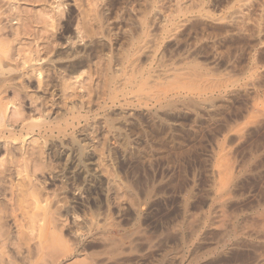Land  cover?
I'll use <instances>...</instances> for the list:
<instances>
[{
  "label": "rangeland",
  "instance_id": "1",
  "mask_svg": "<svg viewBox=\"0 0 264 264\" xmlns=\"http://www.w3.org/2000/svg\"><path fill=\"white\" fill-rule=\"evenodd\" d=\"M25 1H19L23 18L36 22L40 36L48 39L50 47L55 50L59 48L58 51H61L60 49L63 51L67 45L76 48L75 50L85 47L81 45L82 41L76 38L75 24L80 17L82 18L83 11L81 0H66L67 6L63 11L61 8L55 9L57 0ZM177 4L185 11H183L184 16L183 12L180 13L182 18L180 23L178 22L180 27L177 29V44L174 45L171 37H166L165 45L163 44L165 52L162 68L167 75L165 80L155 81L156 83L153 82L150 85L148 83L142 87L134 86L126 92L121 74L117 81L108 87L105 84L107 77H104L106 75L103 73L104 68L100 70L104 67L106 55H109L105 54L108 50H103L98 56L99 53L88 52V46L84 49L89 54L91 52L93 56L90 55L94 57V61L89 63L90 66L92 65L90 69L88 65L82 69H88L89 72L93 70L92 68L96 69L94 74H92L93 71L91 72V75L88 70L85 72L82 69L78 70V72L82 70V74L84 72L79 77V84L84 82L83 84L88 85L87 88L86 85L82 86L83 84L80 86L86 89H82L78 85V79L74 77L78 72L74 73L75 75L71 73L73 76H70V72H64L65 74L60 75L61 78L57 73V78L60 80L52 79H55V84L61 83L65 78L63 76L68 74L64 80L72 86L67 91L70 92V96L72 93L79 95V97L67 95L74 105L71 115L68 116L71 125L64 135L55 134V142L59 144L56 145V154L52 159L53 162L51 161L52 164L55 162L52 167L57 165L58 169L60 166L59 171H61L65 166L63 163L65 152L76 144H88L89 151H84L83 155L87 172L83 175L82 171L80 172V166L76 165L73 169L71 163L76 164L73 160L76 155L74 151L71 154L72 161L67 165L68 168L72 166L73 170H69L70 168L66 166L67 169L63 170L64 175L58 177L62 180L56 178L55 182H58L48 183L45 180V169L41 171V173L45 171V174L40 173L46 163V157L43 156L46 152L43 149L45 154H42V149L39 148L41 151L38 149L39 152H36L33 163L36 165L35 169H40H38V175L36 173V178L38 184L44 179L43 187H41L42 184L37 185L36 179L33 183L41 188L35 187L41 190L39 196L48 194L47 196L50 195L49 198L53 199L59 194L63 202L68 199V205L71 201L74 210L72 212L78 216L96 209L97 213H102L103 218L106 211L108 217L114 214L111 219L119 223L123 230H132V233L139 237L138 239L147 238L146 241L149 240V243L143 240L144 246L140 243L142 239L139 240L140 242H135L140 243L142 247L137 246L138 244L136 247L134 245L135 249L138 247L139 250L136 249L133 261L128 264H264V0H166L162 5L163 8L158 11L159 16L169 18L176 15ZM184 19L191 21H183ZM116 21V24H119L120 21ZM229 21H232L233 25L237 24L234 29L241 30L239 32L242 35L233 28L225 26ZM18 24L16 20L11 22L13 26ZM33 25L35 26V23ZM123 26L120 25L119 28ZM119 28L114 30L116 32H112V56L126 47V40L119 38L121 37ZM155 31L151 32L152 35H157ZM169 34L170 32L167 36ZM85 39L83 42L88 41V38ZM66 41H68L67 44ZM114 45L117 46L114 47ZM99 57L100 59L103 57L102 61H104L102 62ZM93 63L98 64V67H94L96 65ZM180 69L183 71H178ZM98 72L105 75H101L102 78L97 76L100 79H96V74L100 76ZM195 72L205 77L201 75L200 77ZM51 76L53 77L52 74ZM85 78L86 82L87 79L89 82L86 83ZM73 79H75L74 82ZM101 79L105 80H103L104 83ZM195 80L197 86H195ZM43 81L40 83L42 88L39 91L35 89L38 81L34 80L28 86L24 85V87L27 86L25 91L27 90L28 95L32 97L40 96L42 100L49 99L50 93L44 90L48 89L47 80L44 81L47 85ZM192 81L194 82L191 83ZM202 81L206 83L202 85ZM118 82L121 85L116 84ZM58 83L54 93L61 89L60 87L67 86V82H63L64 86H59L62 83ZM160 83H162L161 87ZM155 85L162 91L164 88L163 92L168 101L162 112L165 117L162 123L154 116L155 114L152 116L150 114V110H155L152 106L155 101L150 95L157 90ZM117 87L119 88L116 89ZM62 91L56 93V97L60 96L57 99L58 105L61 100V95L58 96V94L59 92L62 94ZM147 96L152 99L148 100ZM258 121L261 123L259 124ZM92 124L94 127H90ZM257 125L262 126L259 128ZM123 141L126 142L123 143ZM40 143L38 145L42 146ZM69 143L72 145L67 146ZM59 162H61L60 165ZM54 167L53 172L56 173L58 170L55 171L56 167ZM66 175H70V178L68 179ZM86 175L87 181L82 183V177ZM80 177L82 181L78 179ZM78 185L83 186L84 189L78 192L75 198H79L78 195H80L81 200H79L82 202L85 200V203L76 206L77 204L73 203V194L77 193L74 191ZM108 186H114V191L117 190V193H113L111 190L113 188L109 189ZM53 190L58 194H55ZM128 191L132 194L127 193ZM115 194L119 196L115 197ZM63 196H67L66 200ZM67 202L64 204L66 205ZM58 205L61 207L60 204ZM107 207L112 210H106ZM28 208H26L27 211H30V207ZM61 213L63 214L62 210ZM59 219L63 221L59 223ZM59 219L56 225L60 228H56L57 233H55L58 234L59 229L66 227L65 231L64 229L61 231L63 241L69 240L71 244L72 240L68 233L70 225L69 222L67 223L69 218L63 216ZM138 229L143 232L138 233ZM133 230L138 231L133 232ZM117 233L112 234H116L118 238L116 236L114 238L111 234L116 242L119 236L120 240L123 238L122 232ZM65 242L63 244L57 242L59 247L54 244L56 247L53 252H56V249L58 252L61 249L64 250V247L67 248L68 242L67 244ZM145 243L148 245L145 246ZM71 247L72 244L68 246V249ZM89 250L87 253H92L95 257L101 251L97 248H89ZM147 250H150V253ZM143 255L149 256L145 259ZM139 259L145 261L142 263L141 260L138 261ZM81 260L84 261L82 256L78 258L75 256L67 261L63 260L60 264H75L76 261ZM88 261L83 263L88 264Z\"/></svg>",
  "mask_w": 264,
  "mask_h": 264
},
{
  "label": "bare ground",
  "instance_id": "2",
  "mask_svg": "<svg viewBox=\"0 0 264 264\" xmlns=\"http://www.w3.org/2000/svg\"><path fill=\"white\" fill-rule=\"evenodd\" d=\"M19 1H21V0H0V264H60V262H63V260L67 261L71 258H75V256H76V258H78L79 256H82V258H84V261H86V263H87V260H89L88 264H128L130 261H133V257L135 256V251H136V249H138V247L135 249L136 244H138V242L137 243H135V242L142 239V242H140L141 240L139 242L141 243V245L144 246L143 240H144V242H148V243H149V240L146 241L147 238L144 239L145 237L144 238L140 237V239H138L139 237H137V235L135 236L132 233V230L131 231L123 230L121 228V226L118 225L119 223L117 224V222L115 223L113 221L114 219L113 220L111 219V217H113L114 214L113 215L110 214L111 216L108 217V215H106L107 214L106 211H105L106 214H104L103 218L101 216L102 213L101 214L97 213V211H95L96 209L95 210H89V213H85L83 216H81V215L78 216V214L77 215L74 214L73 213L74 210H73V207L71 205L72 204L71 201H69L70 204L68 205V202H67L68 199L67 200L65 199V198H67V196L66 197L63 196L64 199L66 200L63 202V200L60 198L61 196L57 193L59 191L58 188H57V192H55L54 191L55 189L52 188V189H54L53 192H55V194L56 193L58 194L56 196L52 195V196H54L53 199L49 198L51 196L49 195V197H48L47 196L48 194L46 195V193H45L46 196H39V194L41 195V190H39L41 188H39L38 186H39V184H42L41 187H43L44 179H42L43 180L42 183L40 182L38 184V180L36 178V173L39 172L38 171L39 168L35 169L36 165H34V163H33V161L35 160L34 156L36 155V152L38 151L39 148L42 149V154L44 152H46V154L44 153L45 155H43L46 157L45 166L43 169H41V170L39 169V170L41 173V171H43L45 169V171H46V172L44 171L46 173V175H45L46 179L45 180H47L48 183L49 182L50 183L55 182L56 178L64 175L63 170H65L64 168H66V166L71 163V161H72L71 160V158H72L71 154L74 151H75L74 154L76 153V155H75V159H73V160H75L76 164L73 165L71 163V165L73 166V169H74L75 165L77 167L80 166V169H81L80 172L82 171L83 175L86 174L87 168H85L86 162L84 163L85 160H84L83 155H84V151H86V150L89 151L88 150L89 148L87 149V146H89L88 144H86V145L85 144H76L75 146H71L72 144L69 143V145H67V146H71V148L67 152H65V150H64V152H65L64 161L65 162H63V163H65V166L62 164L64 166V168L62 167L63 169L61 168L62 170L59 171L60 166L57 169V167H56L57 165H56L55 171L58 170L56 173H58V172L59 173L57 175L56 173L53 172L54 166L52 167V165L55 162L52 164V162H53L52 159L56 154L55 153V150L57 148L56 145L59 144V143L56 144V142H55V139H54L55 134L64 135V133H66L67 128L71 125L68 116L71 115L70 113L74 108L73 103L68 98L70 96V94H69L70 92H68V91L71 88L70 86H72V85L69 86V84H68L69 82L64 80L65 78H67L68 74L63 76L65 78L63 79V77H62V79H63V82H67V86L69 88L66 85L64 86L62 81H61L62 84L60 82L58 83L57 79L61 78L60 75H63L67 72H70V74L71 73L76 74L78 72V70L82 69L84 66L88 65L89 66L88 69H90L92 67V65L90 66L89 63H91L92 60L94 61V59H93L94 57L92 58L93 55L91 54V52H90V54L92 56L89 53H87L86 49H84L85 47L87 48V46H88L89 47V48H87L88 52L93 51L94 52V53L92 52L93 54L99 53L98 56L101 55L103 50H106V49L108 50L107 51L108 53H105V54H109V55H106L107 59L105 60L106 62L103 63L104 67H102V69H100L102 71L104 68L103 73H105L106 75L105 74H103V75H105L104 77H107V78H106V81L104 79L103 80L105 81L106 86L108 85V87H110L113 83H115L121 74L123 76V78L121 80H123L122 82L124 83L123 85L125 87L126 92H128L130 90V88H132L134 86L136 87V86L141 85V87H142V85H147L148 83L150 85V83H153L155 81L165 80L167 75H165V71L162 68L163 64H164L163 58H164V52H165V50L163 49V44L165 45L164 41H165L166 37H171L172 38L171 41H173L174 45L177 44V37H178L177 29H179V27H180L179 26L180 24H178V22L181 21L180 18H182V17H180V13L185 11V9H182L183 7L181 8V6H179L177 4L176 5L177 8H176L175 12L176 13L178 12V13L177 14L175 13L176 15H174V16L166 18V16L164 17L163 15L159 16L160 13L158 12L161 8H163L162 5L166 0H81L82 6H83V11L81 13L82 18L80 17L79 20H77V23L75 24L76 29H77V34H76L77 37L76 38L79 41L81 40L82 41V42L80 41L81 45L85 46V47L82 48L81 50H79L78 48H77L78 50H75L76 48L74 49L71 47V45L70 46L67 45L66 46L67 48H65L63 51H62V49H60L61 51H58L59 48H58V50L57 49L55 50L53 47H50V45H49L50 42H48V39L46 37L42 38V36H40V33H39L40 30L38 28H36V27H38V26H36L37 25L36 22L30 21L27 18L26 19L23 18L22 14L20 12V8H19ZM26 1L30 2V1H35V0H26ZM66 6H67L66 0H64V1L63 0H57V5H56L55 9L58 8V10H59L61 8L62 9L61 11H63L66 9ZM182 15L184 16V12ZM14 20H16V22H19V24L16 26L11 25V22ZM116 20H118V22L120 21L119 24L118 23L116 24V22H117ZM185 20H187V19H184L183 21H185ZM187 21H191V20L188 19ZM33 23H35V26L33 25ZM120 23H123V24H120ZM235 24L233 25L232 21L231 22L229 21L228 23H226L225 26L226 27L228 26V28L230 27V28L234 29ZM45 25H46V23H45ZM120 25H124L123 28H121L122 30L119 28ZM53 27H54V25H53ZM118 28L120 29V33H119L120 35L119 36H121V37H119V36L118 37L126 40V47H124L119 52H117L116 55L112 56L111 55V53H112V50H111L112 43L111 42L113 40V39H111V37L113 35L112 32H116L114 30H117ZM125 28H127V29H125ZM152 28L157 31V33L155 31V33L157 35H154V34L152 35V33L154 32V30ZM35 29H37V30H35ZM233 29H232V32H233ZM238 29H239V27H238ZM234 30H236V29H234ZM236 31H238L237 33L240 34L239 31H241V30H236ZM41 32H42V30H41ZM169 32H170V34L167 36V34ZM240 35H242V34H240ZM115 36H117V35H115ZM115 36H114V38L116 39ZM234 36H236L235 33H234ZM85 38H88V41L83 42V40ZM116 41L118 42L120 40H116ZM116 41H115V44H116ZM67 43H68V41H66V44ZM72 45H74V44H72ZM115 46H117V45H114V47ZM115 50L117 51V49H115ZM98 56L96 55V58H98ZM102 58L100 59V57H99V59L101 61H102ZM99 59H97L98 62H99ZM94 65H96L94 67H98L97 66L98 64H94ZM99 65H100V63H99ZM44 67H45V69H43ZM88 69H86V70H88ZM92 69H93L92 74H94L95 73L94 70L96 68L95 69L92 68ZM60 70L63 73L62 72L59 73ZM82 70H81V72L79 71L80 73L78 72L77 75L74 74L75 79L76 80L78 79L77 82H78L79 86H80V84L84 83L83 82V83L79 84V80H80L79 77L82 74ZM86 70L84 68L83 71L85 72ZM100 70L97 69V71H99V72H100ZM176 70H174V72H176ZM181 70L182 69H180L178 71L181 72ZM184 70H186V69H184ZM49 72H50V75H49ZM84 72H83V74H84ZM88 72H89V70H88ZM91 72H89L90 75H91ZM57 73L59 76L57 75ZM189 73H191V72L189 71ZM195 73L198 76L201 75V74L200 75L198 74V73H200L199 71H198V73L197 72H195ZM201 73H203V72H201ZM51 74L53 75V77L51 76ZM73 74H71L70 76H73ZM86 74H87V72H86ZM86 74H85V76H86ZM183 74H184V72H183ZM187 74H188V71H187ZM191 74H194V72H192ZM203 74H205V73H203ZM87 75H89V74H87ZM101 75H102V72H101L100 76L96 74V79L98 77L102 78L103 75L102 76ZM188 75H190V74H188ZM196 75H194V77ZM57 76L59 78H57ZM198 76H196V77H198ZM201 76H203V75H201ZM87 77L93 78V77H89V76H87ZM174 77H176V76H174ZM203 77H205V75ZM43 78H44L45 82L47 80L46 83L48 85L45 84V82L43 81ZM53 78H56V80H57L56 82L58 84H61L59 86H64L63 88L60 87L61 89L58 90V91H60V90L62 91V89H63L62 94H60L61 92H59V94H58V96L61 95L60 99L62 100L61 104H60V102H61V100H60L59 105H58L57 99H59L60 96L56 97V93L58 91L54 93V91L57 89L56 88L57 83L55 84V82H54L55 79L52 80ZM75 79H73V82ZM98 79H100V78H98ZM202 79L203 78H201V80ZM33 80L35 82L38 81L37 86L35 87V89L37 91H39V89L42 88V87H40V83H42V81L45 85L48 86V89H44V90H48V92L50 93L49 94L50 96L48 97L49 99H47L48 101L46 99H44L45 101L42 100L40 98V96L37 97L35 95L36 97H32L31 95H28L29 93H27L28 92L27 90H26L27 92L25 91V87H27L30 84V82ZM103 80H102V83H104ZM181 80H183V79H181ZM184 80H186V79L184 78ZM84 81L86 82V78ZM87 82H89L88 79H87ZM193 82L194 81H192L191 83H193ZM204 82L202 81V85ZM90 83H91V81H90ZM195 83H196L195 86H197L196 80H195ZM25 84H27V86L24 87ZM70 84H74V83H70ZM75 84H77L76 81H75ZM116 84H120V83L118 82ZM84 85H86V84H83L82 86H84ZM120 85H119V87L121 88ZM161 85H162V83H160V87H161ZM47 86H45V87H47ZM87 86L88 85H86L85 87L87 88ZM156 86L157 85H155V87ZM85 87H83V88H85ZM119 87H117L116 89H118ZM158 88H157V90L152 92V94H150V95H152V98L155 101L154 102L155 104L154 103H153L154 105L152 104L153 109H155V110H153V111L150 110V114H151V116H152V114L153 115L155 114L154 116H156V118L159 119L158 121H160L162 123L165 121V117H164L162 112H164L168 101H166L167 97L165 95V92H163L164 88H163V91L160 88L158 90ZM67 89H68V91H67ZM152 89H154V88H152ZM144 90H147V89H144ZM129 94H131V93H129ZM67 95H69V96H67ZM72 95H73V97L74 96L79 97V95H75V93H72ZM142 96H144V95L142 94ZM139 97H140V95H139ZM144 98H145V96H144ZM147 98H148V96H147ZM149 98H148V100H149ZM152 98H150V99H152ZM79 99H81V98H79ZM130 99H132V98H130ZM123 100H124V97H123ZM78 104H76V105H78ZM77 108H78V106H77ZM75 109H76V107H75ZM146 112L148 114L147 110H146ZM126 114H127V112H126ZM115 117H117V116H115ZM119 117H120V115H119ZM134 120H133V122H134ZM103 121H104V119H103ZM99 122H100V120H99ZM122 122H124V121H122ZM258 123L260 124L261 122L258 121ZM89 124H91V123H89ZM127 124L130 125V123H127ZM92 126L94 127V124H92L90 127H92ZM255 126H256V124H255ZM261 126H258V127L260 128ZM90 127H88V128H90ZM96 127H97V125H96ZM84 128H85V126H84ZM259 128H257V129H259ZM105 130H106V128H105ZM112 134H113V132H112ZM65 135H67V134H65ZM78 136H80V135H78ZM63 141L66 144L65 140H63ZM39 142H41L40 145H42V146L38 145ZM102 142H103V140H102ZM125 142L123 141V143H125ZM123 143H122V146H124ZM93 146H95V145H93ZM43 149H44V152H43ZM119 151H121V150H119ZM40 154H41V152H40ZM37 155H39V154L37 153ZM125 156L127 157V155H125ZM59 160H60V158H59ZM36 161H38V160H36ZM41 164H43V162ZM60 164H61V162H59V165ZM81 166H82V168H81ZM38 167H40V166H38ZM71 167H69L70 168L69 169L67 166V168L69 170H73ZM90 171L92 172V170H90ZM43 173H41V175H43ZM66 174H67V172H66ZM37 175H38V173H37ZM79 175H80V173H79ZM79 175H78V177H79ZM66 176H68V175H66ZM69 176H68V179L70 178ZM39 177L41 178V176H39ZM42 178H45V177H42ZM82 178H83V181H82L81 177L78 178V179H80V181H82V183L87 181V179H86L87 175L85 177H82ZM91 178H94V177H91ZM58 179H61V178H58ZM72 179H73V177H72ZM33 181L37 182V185H38L37 187L33 183ZM39 181H40V179H39ZM66 181H67V179H66ZM72 181H74V179ZM88 181H89V179H88ZM56 182H58V181H56ZM59 182H61V181H59ZM69 183H70V181H69ZM94 183L96 184L97 181ZM35 187L39 188L38 190L40 192ZM110 187H112V186H108L109 189H110ZM126 188H127V186H126ZM126 188H124V189H126ZM83 189H84V187L83 186L79 187V185L77 188H75L74 192H77V193L73 194V197H74L73 203L77 204L76 206L81 205L85 201V200H83V198H82L83 202L80 201L81 200L80 195H78L79 198H75L76 194H78V192L83 191ZM109 189H108V191H109ZM114 189L115 188L111 189V190H113V193L115 192ZM127 189H130V188H127ZM67 190H69V189H67ZM130 192L128 191L127 193H130ZM115 193H117V190ZM130 194H132V193H130ZM116 196H119V194L118 195L115 194V197ZM56 197H59V198L56 199ZM104 197H105V195H104ZM94 199H96V198H94ZM97 199H99V198L97 197ZM103 199H105V198H103ZM103 201L105 202V200H103ZM65 202H67L66 203L67 206L64 204ZM90 203H92V202H90ZM90 203H88V204H90ZM58 204H60L61 207ZM111 204H112V202H111ZM111 204H109V205H111ZM91 206H92V204H91ZM28 207H30V211L29 210L27 211V209H29ZM82 207H84V206H82ZM101 207H103V206H101ZM105 207H106V205H105ZM82 209H85V208H82ZM99 209H100V207H99ZM61 210L63 211V214L61 213ZM106 210L109 211L110 209H108V207H107ZM86 211L88 212V210H86ZM110 213H112V212H110ZM25 214H26V216H25ZM24 216L26 219L24 218ZM63 216H64V218H69V221H67V223L69 222L68 224L70 225L69 229H68L69 230L68 233H69V236L71 237V240H72V242H71V244H72L71 248L72 249L71 248L68 249V246H71V244H69L70 242H68L69 240L68 241L66 240L68 242V244H67V242L63 241L64 238L62 237L61 231H63V229L65 231L66 227L63 228L62 230L59 229L60 231H58V234H56L57 233L56 228L57 229H58V227L60 228V226L59 225L57 226L56 223H57L58 219L60 217H63ZM25 220H27V221H25ZM61 220L63 221V219H61ZM61 220L59 219V223ZM67 225H65V226H67ZM127 229H129V227ZM135 229H137V228H135ZM138 230H133V232H135V231H138V233L143 232V231H141V229H138ZM113 232H116V233L119 232V234H120V232H122L123 238L120 240V236H119V240L116 242V240L114 239L115 238L114 236H116V238H118V236L116 234L113 235L112 234ZM138 233H135V234H138ZM111 234L114 238H112ZM64 235H66V234H64ZM140 235H142V234H140ZM65 237H67V239H70V237H68V236H65ZM57 242H59V244L60 243L63 244L65 242L68 246H67V248L63 246L64 250L61 249L57 252V249H56V252H53L55 250L56 245L58 247L60 246V245L56 244ZM140 243L137 246H140ZM54 244H56V245H54ZM134 245H135V247H134ZM147 245L148 244L145 243V246H147ZM140 247H142V246H140ZM60 248H62V246ZM89 248H95V249L97 248V249H101V251H100V253H98L99 255H97L95 257L94 255H92V253L91 254L87 253V252L91 251V250H89ZM145 248H144V250H145ZM149 248H150V246H149ZM149 248L147 247L146 249H149ZM87 250H89V251H87ZM141 251H139V252H141ZM91 252H93V251H91ZM56 253H58V254H56ZM139 256H141V255H139ZM143 256H144L143 258H145L149 255H147V256L143 255ZM136 258H138V257H136ZM136 258H134V260ZM140 260L141 259H139L138 261H140ZM143 261H145V260H143ZM143 261H142V263H143ZM83 262H82V260L80 262L76 261L75 264H86Z\"/></svg>",
  "mask_w": 264,
  "mask_h": 264
}]
</instances>
